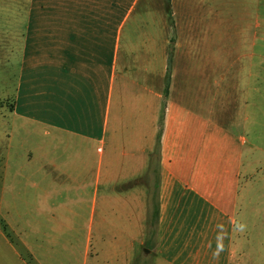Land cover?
I'll list each match as a JSON object with an SVG mask.
<instances>
[{"label": "crops", "instance_id": "obj_1", "mask_svg": "<svg viewBox=\"0 0 264 264\" xmlns=\"http://www.w3.org/2000/svg\"><path fill=\"white\" fill-rule=\"evenodd\" d=\"M125 1L0 0V264H264L257 26Z\"/></svg>", "mask_w": 264, "mask_h": 264}, {"label": "rangeland", "instance_id": "obj_2", "mask_svg": "<svg viewBox=\"0 0 264 264\" xmlns=\"http://www.w3.org/2000/svg\"><path fill=\"white\" fill-rule=\"evenodd\" d=\"M125 2V7L128 9L133 7V9L131 14L124 21L123 38L150 36L153 31V23H158L157 15L150 13V15L145 16L143 20H140L139 17L146 9H150L151 11L156 9V13L160 7L162 10H165V8H172L170 16L173 14V17L171 16L170 18V24L171 26L178 24V31L176 34H173V37L177 39L180 35L179 27L185 22H190L191 27L189 31L191 32V36L197 32L200 34L203 32L205 33V31L208 30V37L214 40V44L216 45L217 43L218 45L222 44V42H219L217 39L221 37L226 28H233L236 26L244 28L251 27V29L257 26L259 39L264 40V0H141L139 3L127 0ZM184 9L187 11V16L181 14ZM94 12L96 15H106L107 13L105 9L101 7H97ZM125 12H127L126 9L121 12L120 18L119 16L115 17L113 21L121 22L124 20ZM100 18L99 16L98 20ZM140 24L144 25L141 31L137 30ZM195 37L194 35L192 36V38ZM216 48L217 47L214 46L208 47L210 53L209 58L212 60L214 69H216L214 62V59L217 58V54L214 51ZM256 53L258 56H264V42H262V40H258ZM219 71H222V69ZM207 88V86L203 87L205 90L204 95L206 94L204 99L210 100V103H213L215 89L209 87L208 91ZM196 90L197 89L194 88V91ZM261 144L264 146V142ZM261 159L262 158H260V160ZM261 163L260 166L264 170V159H262ZM136 264H150V259L148 257H141L136 261Z\"/></svg>", "mask_w": 264, "mask_h": 264}, {"label": "clouds", "instance_id": "obj_3", "mask_svg": "<svg viewBox=\"0 0 264 264\" xmlns=\"http://www.w3.org/2000/svg\"><path fill=\"white\" fill-rule=\"evenodd\" d=\"M242 227V226H241ZM220 238H218V246H217V251L213 253L214 257L219 255V252L222 251V244L219 242Z\"/></svg>", "mask_w": 264, "mask_h": 264}]
</instances>
